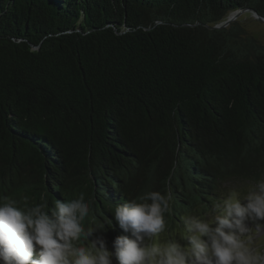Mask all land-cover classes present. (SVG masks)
I'll return each instance as SVG.
<instances>
[{
  "label": "trees",
  "instance_id": "1",
  "mask_svg": "<svg viewBox=\"0 0 264 264\" xmlns=\"http://www.w3.org/2000/svg\"><path fill=\"white\" fill-rule=\"evenodd\" d=\"M248 8L264 18V0H0V196L83 192L110 242L147 192L172 193L169 232L254 186L264 39L249 13L211 29Z\"/></svg>",
  "mask_w": 264,
  "mask_h": 264
},
{
  "label": "clouds",
  "instance_id": "2",
  "mask_svg": "<svg viewBox=\"0 0 264 264\" xmlns=\"http://www.w3.org/2000/svg\"><path fill=\"white\" fill-rule=\"evenodd\" d=\"M40 202L0 196V264H264V175L247 195L230 189L200 215L180 217L181 239L157 243L167 229L172 193L152 191L118 204L114 220L124 235L109 247L103 225L85 228L91 202Z\"/></svg>",
  "mask_w": 264,
  "mask_h": 264
},
{
  "label": "rangeland",
  "instance_id": "3",
  "mask_svg": "<svg viewBox=\"0 0 264 264\" xmlns=\"http://www.w3.org/2000/svg\"><path fill=\"white\" fill-rule=\"evenodd\" d=\"M257 22H259V23H255V20L247 22L246 26L248 27L249 32L252 35H254L255 37H257V38H259L261 40H263L264 39V23L260 22V21H257ZM233 188L235 190H237L240 193L241 198H243L248 193V191H249V189L251 187L250 186L249 187L248 186L247 187H243L240 184H236V185L231 186L229 189H233ZM178 197H180V196H178ZM197 213H198L197 215H199V213L201 214V212H197ZM184 215H190V214L188 212H186V211H183V216ZM200 216H204V215H200ZM167 230L168 229H166V231L164 233H162L159 236L154 238L157 243L163 242V241L168 240V239H181V237L184 234L183 233L182 224L181 225H175L174 229H172L169 232ZM120 235H122V234H118V235H116V237L120 236ZM258 242L264 243V235H261V236L258 237ZM111 243H112V241L108 242L109 247H111ZM261 250H264V247H262Z\"/></svg>",
  "mask_w": 264,
  "mask_h": 264
},
{
  "label": "water",
  "instance_id": "4",
  "mask_svg": "<svg viewBox=\"0 0 264 264\" xmlns=\"http://www.w3.org/2000/svg\"><path fill=\"white\" fill-rule=\"evenodd\" d=\"M245 13H249L251 14V16H253L255 18V20L263 22L264 23V18L262 16H260L257 11H255L254 9H242L239 11H236L234 13H232L226 21H224L223 23H220L219 25H216L214 27H211V29H224L227 28L228 26H230L232 23H234L235 21H237L243 14ZM34 49H37V47H33Z\"/></svg>",
  "mask_w": 264,
  "mask_h": 264
}]
</instances>
